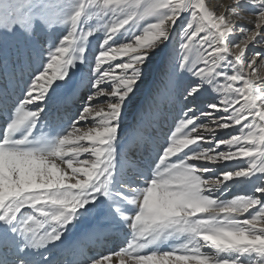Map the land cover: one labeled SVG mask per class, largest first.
Masks as SVG:
<instances>
[{
  "label": "snow or ice",
  "instance_id": "obj_1",
  "mask_svg": "<svg viewBox=\"0 0 264 264\" xmlns=\"http://www.w3.org/2000/svg\"><path fill=\"white\" fill-rule=\"evenodd\" d=\"M217 7L223 11L205 0H0V68L9 63L7 38L19 34L26 44L17 53L20 72L30 73L15 101L0 90V264H73L69 250L124 228L125 246L80 264H112L113 256L119 264H264V77L257 76L264 0ZM147 17L157 22L133 36ZM61 26L66 33L56 41ZM99 31L95 55L89 38ZM193 48L199 55L190 61ZM113 53L128 59L110 64ZM157 63L162 79L137 110L134 135L123 138ZM161 95L182 105L163 143L139 133L146 117L163 118ZM77 104L69 119L46 113ZM236 125L237 134L216 139L217 128ZM84 153L94 159L81 160ZM241 158L246 167H213ZM235 184L252 185L251 193L218 198ZM173 238L178 247L160 248Z\"/></svg>",
  "mask_w": 264,
  "mask_h": 264
},
{
  "label": "bare ground",
  "instance_id": "obj_2",
  "mask_svg": "<svg viewBox=\"0 0 264 264\" xmlns=\"http://www.w3.org/2000/svg\"><path fill=\"white\" fill-rule=\"evenodd\" d=\"M206 3L209 4V6L213 9H215L217 12L223 11L222 8L217 7V5L223 4L227 5L231 3V0H205ZM182 19L178 21V25L181 22ZM91 23L95 22V19L93 21H90ZM55 40L58 41L63 37V35L66 33L65 27L61 26L55 29ZM133 35V34H132ZM141 35V34H140ZM97 38L95 39V44H96V55H98V47L102 43V37H103V32L99 31L98 34L95 35ZM134 36V35H133ZM20 38V40H18ZM17 39H15V42L8 43L9 44V51L7 53L8 55V67L7 68H0V90H5L7 91L10 100L15 101L18 99L23 93L21 89L24 87L23 81L27 80L29 78V72L26 71L23 74L20 72V64L23 62L22 58L18 57L17 53L19 50H22L26 44L24 38L21 36ZM14 39V38H13ZM179 36H174L173 41L174 44L177 46V51L178 45H179ZM127 42L134 43L133 39H129ZM24 44V45H23ZM48 44L45 49H47ZM250 50H259V49H252V46H249ZM45 57L47 56V52H44ZM112 55L116 56L115 60L109 61L110 64L117 65L119 64L122 60H127L128 56H123L120 54H115L113 53ZM131 55V53H129ZM90 59H93L94 57L92 55H89ZM178 59V57H177ZM37 65L33 64L31 66V70H35ZM108 64L102 65V68H107ZM15 70V78H12L9 73ZM52 74V73H50ZM116 74H122V73H116ZM257 76L264 77V69H262L260 72L257 73ZM162 79V70L157 63L156 70L150 75L149 79L141 86V90L138 93V98L136 101V104L133 106V108L129 112V116L127 117V122L124 125V127L121 130V137L123 138H128L130 139L131 136H129V133L132 131L136 130L138 120L136 117V112L138 109L145 107L148 102H150L151 97L153 96L154 93V87L157 81H160ZM213 95H216L213 93ZM104 99V98H103ZM102 99V100H103ZM157 103L159 104V110L163 116L162 119H159V122H154L150 117H146L144 121V127L148 128L146 134H142V130L139 129V133L142 134L145 137L152 138L154 140H158L160 143H163L164 140L168 137V134L171 131H174V124L181 118L182 114V105H180L178 102H173L170 100L166 95H161L160 98L158 99ZM33 107V106H29ZM100 107H104L103 104L100 105ZM79 108V105H75L71 108H61V107H51L50 109L46 110L47 112H50L53 117L60 116L64 117L65 119H69L73 116L76 115V111ZM106 110V109H105ZM98 119V118H97ZM206 119V118H205ZM98 121V120H97ZM199 122V121H198ZM3 124V118L0 117V125ZM88 126H92L90 124H85L84 122H81L78 127H81L83 129H86ZM191 127V126H190ZM239 125L233 126L231 128L238 129ZM219 130V128H217ZM203 131V129H201ZM234 134H237V131L233 130ZM207 135V133H205ZM219 135L216 133V139L219 140L218 138ZM86 143V142H82ZM207 147L208 145L205 144ZM124 147V145H122ZM193 147V146H190ZM187 149H184L186 151ZM218 150H227L226 146L221 145L220 149ZM235 150V148H233ZM180 153L179 155H181ZM215 154V153H213ZM133 158H138L137 154L135 152H132L130 154ZM83 158H80L81 160L83 159H94V157H90L87 153L82 154ZM174 159L173 157L171 160ZM246 158H241L240 160H234V161H228V162H219L216 165H213V167L217 168V170H224V169H230L234 168L237 165L240 166H247L246 164L243 163V160ZM173 162V161H172ZM197 165H199L200 161L193 162ZM62 167L66 168V165H61ZM69 175H71V170H67ZM209 175V174H206ZM255 179V177L253 178ZM68 182H74V179L72 181ZM232 182H229L231 184ZM251 188L252 185L250 184H235L233 185L227 192H224L222 195L218 196V198L226 199L227 197L230 196V194L235 193V192H244L243 194H250L251 193ZM255 209H251L250 212H254ZM245 215H248V213H245L244 216L240 217L243 219L246 217ZM200 216H206V214H200ZM79 236V230L76 232L72 233L71 240H76ZM131 238V234L127 228L121 229L118 232H110L107 233L106 236L104 237L103 240H97L93 239L90 241H85L83 248L76 247L73 248L72 254H68V251L65 255L67 258L71 259L72 255V262L73 264H80L82 260H84L88 256L95 255L98 250H103L105 252H115L120 249V246L123 245L126 241H128ZM176 239V238H175ZM171 240L165 241L162 245H160V248L163 250H168V247L171 246ZM178 240V239H177ZM176 240V241H177ZM173 241V240H172ZM175 242V241H173ZM178 245L180 244V241H177ZM175 245V243H173ZM176 244V245H177ZM110 246V248H109ZM174 247V246H173ZM172 248V247H171ZM176 248V247H175ZM89 250L90 253H87ZM152 249H147L145 250L144 254H151ZM204 251H207V248L203 249ZM112 264H119V258L116 256H113ZM125 264H127V258H125Z\"/></svg>",
  "mask_w": 264,
  "mask_h": 264
},
{
  "label": "rangeland",
  "instance_id": "obj_3",
  "mask_svg": "<svg viewBox=\"0 0 264 264\" xmlns=\"http://www.w3.org/2000/svg\"><path fill=\"white\" fill-rule=\"evenodd\" d=\"M188 18V14L187 13H185V14H183L182 16H181V18L180 19H182L181 20V22L179 23V24H181V23H183L184 22V20H186ZM95 19V18H94ZM155 22H157L156 21V18L155 17H147V18H145V20H142V21H138L137 22V26L135 27V28H133L132 29V34L133 35H135V34H141V35H143L144 33H143V28L144 27H146L147 26V24L148 23H155ZM91 23V22H90ZM93 23H95V22H93ZM126 27H128V26H126ZM178 30V29H177ZM121 31H123V30H121ZM99 32H97V33H94V36L96 35V34H98ZM201 35H203V34H201ZM19 37H21V35H19V34H17L15 37H9V38H7V47H6V52L8 53V51H9V44L8 43H12V42H15L14 40L15 39H17V38H19ZM14 38V39H13ZM18 40H20V38L18 39ZM180 41V40H179ZM41 43L43 44V46L44 47H46L47 46V42L45 41V39L44 38H41ZM89 43H90V49H91V53H93V54H95L96 55V44H95V39H93V38H89ZM24 45V44H23ZM88 53L86 52V55H87ZM198 55H199V53L197 52V50L195 49V48H193V50H192V52L190 53V57H189V59H190V61H195V60H197L198 59ZM181 76H185L186 74L184 73V72H182L181 71ZM101 100L103 99V97H101L100 98ZM98 120V119H97ZM178 123V121L174 124V125H176ZM244 123H247V121H245ZM175 127V126H174ZM190 127V126H189ZM240 128V126L238 127V129ZM140 130H142V134H146V132H147V130H148V128H145L144 127V123H143V125H142V127H140L139 128ZM238 129H234V128H229V129H219V130H216V133L219 135V137L218 138H220V139H226V138H228L231 134H234V131L233 130H235V131H237ZM172 130H174V129H172ZM185 131H187V130H185ZM134 135V131H132L131 133H129V136H133ZM187 151V150H186ZM183 154V153H182ZM181 154V155H182ZM79 158H83L82 157V155L79 157ZM174 159H172L171 161H173V162H175L176 161V157H173ZM244 192L242 191V192H240V193H238V192H235V193H232V194H230V196L229 197H227L225 200H230V199H233V198H235L237 195H247V194H243ZM30 211V210H29ZM199 216H200V214H198ZM245 216H248V215H245ZM203 217H206V216H203ZM175 241V242H173V241ZM171 240V246L170 247H168V249L169 248H175V247H178L179 245L177 244L178 242L177 241H180V239H178L177 240V238L175 239V238H173ZM177 240V241H176ZM127 242V241H126ZM126 242L125 243H123V245L122 246H125L126 245ZM173 243H175V245L173 244ZM177 244V245H176ZM122 246H120V248L122 247ZM174 246V247H173ZM109 248H110V246H109ZM72 250L73 249H71L69 252H68V254H72ZM105 251H106V249H105ZM104 251V252H105ZM87 253H90L89 252V250L87 251ZM71 260H73V258H72V255H71Z\"/></svg>",
  "mask_w": 264,
  "mask_h": 264
}]
</instances>
